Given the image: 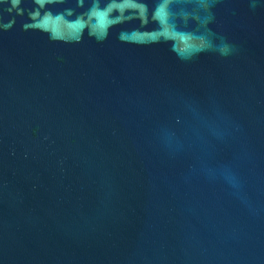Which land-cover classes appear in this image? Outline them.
Instances as JSON below:
<instances>
[{
	"label": "water",
	"instance_id": "obj_1",
	"mask_svg": "<svg viewBox=\"0 0 264 264\" xmlns=\"http://www.w3.org/2000/svg\"><path fill=\"white\" fill-rule=\"evenodd\" d=\"M0 264H264V0H0Z\"/></svg>",
	"mask_w": 264,
	"mask_h": 264
}]
</instances>
